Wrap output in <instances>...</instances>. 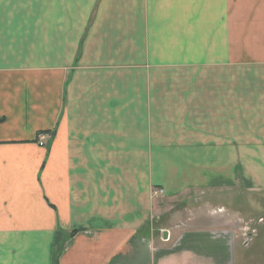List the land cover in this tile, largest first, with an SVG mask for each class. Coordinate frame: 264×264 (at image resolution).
Segmentation results:
<instances>
[{
    "label": "crops",
    "instance_id": "obj_1",
    "mask_svg": "<svg viewBox=\"0 0 264 264\" xmlns=\"http://www.w3.org/2000/svg\"><path fill=\"white\" fill-rule=\"evenodd\" d=\"M238 187L264 192V0H0V264H234L235 212L155 196Z\"/></svg>",
    "mask_w": 264,
    "mask_h": 264
},
{
    "label": "rangeland",
    "instance_id": "obj_2",
    "mask_svg": "<svg viewBox=\"0 0 264 264\" xmlns=\"http://www.w3.org/2000/svg\"><path fill=\"white\" fill-rule=\"evenodd\" d=\"M155 202L158 212L179 210L184 212L186 220H192L191 222L204 220L205 224L209 221L204 217L208 211L235 212L237 217L224 218L220 225L231 233L235 232L236 242L240 244L250 242V245L247 249L236 250L234 264H264V192H249L240 187L229 193L187 191L172 200L155 196ZM54 259H57V255Z\"/></svg>",
    "mask_w": 264,
    "mask_h": 264
},
{
    "label": "built area",
    "instance_id": "obj_3",
    "mask_svg": "<svg viewBox=\"0 0 264 264\" xmlns=\"http://www.w3.org/2000/svg\"><path fill=\"white\" fill-rule=\"evenodd\" d=\"M48 138H49L48 135H44V134L40 135L39 138H38V143H39V145H40V146H44L45 141H46ZM154 194H155V195H158V194H160V192L155 191Z\"/></svg>",
    "mask_w": 264,
    "mask_h": 264
},
{
    "label": "trees",
    "instance_id": "obj_4",
    "mask_svg": "<svg viewBox=\"0 0 264 264\" xmlns=\"http://www.w3.org/2000/svg\"><path fill=\"white\" fill-rule=\"evenodd\" d=\"M54 260H55L54 263L57 264V259H54Z\"/></svg>",
    "mask_w": 264,
    "mask_h": 264
},
{
    "label": "water",
    "instance_id": "obj_5",
    "mask_svg": "<svg viewBox=\"0 0 264 264\" xmlns=\"http://www.w3.org/2000/svg\"><path fill=\"white\" fill-rule=\"evenodd\" d=\"M164 238H166V233L164 234Z\"/></svg>",
    "mask_w": 264,
    "mask_h": 264
}]
</instances>
